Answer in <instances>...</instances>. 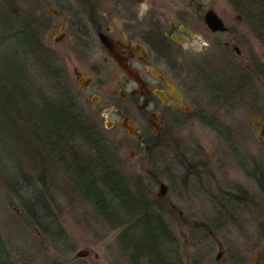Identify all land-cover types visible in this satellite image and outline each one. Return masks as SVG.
I'll list each match as a JSON object with an SVG mask.
<instances>
[{
    "label": "rangeland",
    "instance_id": "obj_1",
    "mask_svg": "<svg viewBox=\"0 0 264 264\" xmlns=\"http://www.w3.org/2000/svg\"><path fill=\"white\" fill-rule=\"evenodd\" d=\"M17 2L24 13L36 14L42 1ZM57 32L56 28L51 32L52 39ZM255 35L250 34L238 61L228 58L223 61L221 53L218 60V78L231 81L233 88L236 84L233 74L238 68L250 72L253 76L250 91L237 89L226 101L219 100L216 115L191 117L185 126L170 133L160 150L150 153L146 150L142 159L118 155L119 165L133 187L159 199L187 264H218L219 259L226 263L233 256L236 262L241 254L252 260L260 246H264V187L257 178L246 174V169L264 163V135H260V126L264 124V45ZM63 45L57 48L54 42L51 46L58 57L65 50ZM66 57L62 58L64 62ZM73 77V69L67 70L66 78L77 100L86 111L99 113L103 134L113 144L117 127L110 128L104 115H100L107 103L106 96L91 101L90 92L86 99ZM39 88L50 92L44 80ZM119 101L124 106L128 104L126 100ZM113 119L119 121L120 117ZM133 119L148 129V123L137 114H133ZM20 126L28 149L20 148L8 137L0 141V236L14 264H131L120 250L118 229L109 226L93 204L70 186L55 157L44 153L25 121ZM116 146L120 151L121 144ZM30 150L38 155L34 162ZM39 161L36 170L34 165ZM26 175L27 179H33V186L42 188L50 211L59 219L51 238L21 206L33 190L31 187L28 193L18 187ZM162 184L168 189L158 196ZM235 193L247 195L249 206L239 211L222 208L223 196ZM224 210L230 213L220 219L218 213ZM219 220L225 222L220 224ZM80 251L87 254L78 256ZM141 264L148 263L142 260Z\"/></svg>",
    "mask_w": 264,
    "mask_h": 264
},
{
    "label": "flooded vegetation",
    "instance_id": "obj_2",
    "mask_svg": "<svg viewBox=\"0 0 264 264\" xmlns=\"http://www.w3.org/2000/svg\"><path fill=\"white\" fill-rule=\"evenodd\" d=\"M41 1L35 11L46 49L61 68L73 69L86 99L90 92L91 101L106 96L100 115L117 127V152L127 159L160 150L191 117L216 115L219 53L223 61L244 54L250 34L257 35L255 7L264 6V0ZM211 15L218 28L210 24ZM54 42L57 48L64 44L62 56ZM128 126L136 127L134 133ZM238 257L218 264H264V246L252 260Z\"/></svg>",
    "mask_w": 264,
    "mask_h": 264
},
{
    "label": "trees",
    "instance_id": "obj_3",
    "mask_svg": "<svg viewBox=\"0 0 264 264\" xmlns=\"http://www.w3.org/2000/svg\"><path fill=\"white\" fill-rule=\"evenodd\" d=\"M255 8L252 22L264 45V6ZM37 19V14L24 13L17 0L0 1V141L8 137L28 149L20 131L25 121L44 153L55 157L70 186L93 204L109 226L118 229L120 250L131 264H141L142 260L148 264H187L159 199L133 187L119 165L117 148L103 134L98 114L83 108L66 78L67 70L46 49ZM233 78L234 88L231 81L218 78L219 99L226 101L237 89L250 91L253 87V76L244 69L238 68ZM42 80L50 92L39 88ZM29 152L34 162L38 155ZM40 163L34 165L36 170ZM246 174L264 187V163L246 169ZM25 178L20 179L18 187L28 193L31 187L33 190L21 205L24 213L51 238L59 219L50 211L42 188L33 186V179H27V175ZM247 200V195L235 193L223 196L221 206L244 210L249 206ZM224 211L218 213L220 219L230 213ZM0 264H14L1 236Z\"/></svg>",
    "mask_w": 264,
    "mask_h": 264
},
{
    "label": "water",
    "instance_id": "obj_4",
    "mask_svg": "<svg viewBox=\"0 0 264 264\" xmlns=\"http://www.w3.org/2000/svg\"><path fill=\"white\" fill-rule=\"evenodd\" d=\"M211 16H212V15H211ZM210 24H211L212 26H213L214 24L217 25V20H216L213 16L210 17ZM216 27L218 28L219 26L217 25ZM127 128H128V130H129L130 133H133V132L135 131V129H136V128L133 127V126H128ZM260 135H261V136L264 135V125L261 126V132H260ZM167 189H168V186H167L166 184H162V185H161V190H160V192L158 193V196H162V195H164V194L166 193ZM86 254H87L86 251H80V252L78 253V256H85Z\"/></svg>",
    "mask_w": 264,
    "mask_h": 264
},
{
    "label": "bare ground",
    "instance_id": "obj_5",
    "mask_svg": "<svg viewBox=\"0 0 264 264\" xmlns=\"http://www.w3.org/2000/svg\"><path fill=\"white\" fill-rule=\"evenodd\" d=\"M33 87V86H32ZM37 92V91H36ZM8 105V104H7ZM16 108V107H15ZM17 117H18V115H17ZM33 121V120H32ZM19 122V121H18ZM28 123V122H27ZM30 124V123H29ZM19 126V125H18ZM67 129V128H66ZM42 130V129H41ZM40 131V130H39ZM44 131V130H43ZM25 132V131H24ZM19 133V132H18ZM3 134V133H2ZM43 135V134H42ZM12 136V135H11ZM27 136V135H26ZM108 136V135H107ZM41 137V136H40ZM111 137V136H110ZM22 140V139H21ZM48 140V139H47ZM42 141H44V140H42ZM18 142V141H17ZM112 142V141H111ZM5 143H7V142H5ZM41 143V142H40ZM22 144V143H21ZM79 144V143H78ZM106 144V143H105ZM99 146V145H98ZM33 147V146H32ZM92 147V146H91ZM108 147V146H107ZM21 148V147H20ZM31 149H33V148H31ZM101 149V148H100ZM43 150V149H42ZM48 152V151H47ZM25 153V152H24ZM37 153V152H36ZM39 154V153H38ZM36 155V154H35ZM32 156V155H31ZM35 157V156H34ZM38 158V157H37ZM91 158V157H90ZM32 159V158H31ZM42 159V158H41ZM36 160V159H35ZM39 160V159H38ZM88 160V159H87ZM43 161V160H42ZM96 161V160H95ZM98 161V160H97ZM40 162V161H39ZM63 168V167H62ZM59 172V171H58ZM65 173V172H64ZM33 196V195H32Z\"/></svg>",
    "mask_w": 264,
    "mask_h": 264
}]
</instances>
